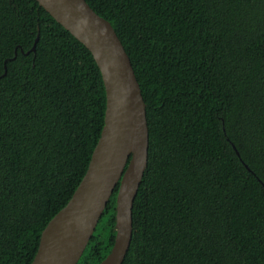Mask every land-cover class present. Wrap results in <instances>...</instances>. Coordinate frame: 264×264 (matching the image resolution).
Returning a JSON list of instances; mask_svg holds the SVG:
<instances>
[{
    "label": "trees",
    "instance_id": "trees-1",
    "mask_svg": "<svg viewBox=\"0 0 264 264\" xmlns=\"http://www.w3.org/2000/svg\"><path fill=\"white\" fill-rule=\"evenodd\" d=\"M86 1L114 27L147 105L124 264H264V0ZM106 105L84 45L37 1L0 0V264L33 263L89 168ZM118 191L78 264L110 254Z\"/></svg>",
    "mask_w": 264,
    "mask_h": 264
},
{
    "label": "water",
    "instance_id": "water-1",
    "mask_svg": "<svg viewBox=\"0 0 264 264\" xmlns=\"http://www.w3.org/2000/svg\"><path fill=\"white\" fill-rule=\"evenodd\" d=\"M35 1L92 54L107 105L89 168L69 203L42 232L32 264H78L118 185L115 242L100 264H124L133 238L134 202L149 160L147 105L141 86L114 27L86 0Z\"/></svg>",
    "mask_w": 264,
    "mask_h": 264
}]
</instances>
